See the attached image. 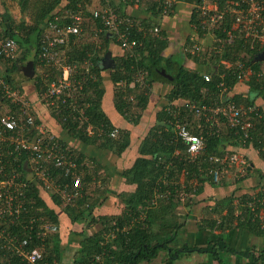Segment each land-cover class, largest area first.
<instances>
[{"label": "trees", "instance_id": "trees-1", "mask_svg": "<svg viewBox=\"0 0 264 264\" xmlns=\"http://www.w3.org/2000/svg\"><path fill=\"white\" fill-rule=\"evenodd\" d=\"M28 1L24 0L23 6ZM62 1L49 0L46 6L42 8L43 11L33 19V23H28L22 19L19 23L9 24L5 13H3L5 21L2 23L1 31L9 37L15 38L20 47L26 48V52L35 50L36 53L32 57L34 66L40 63L41 40H43L49 21L53 19L55 13L60 9H63L62 11L74 10L78 3L83 2V0H65V4L62 5ZM186 1L193 4L201 3V0ZM90 2L91 0H88V3ZM103 2L104 5H106L105 2L113 5L122 16L132 18L137 26L131 27L129 37L138 40L141 45L133 53L126 50L123 54L117 55L115 50H112L111 45L118 46L119 41L115 36H109L107 32H100L98 35L102 38L101 43H96V45L77 44V48L70 47L67 59L78 66L73 79L80 81L83 87L75 91V97H69L65 102L60 101L54 106L47 105L46 107L50 109V116L62 128V137L59 135V140L65 147L69 148L76 167L71 168L70 172L66 173L64 169L50 166V172L54 179L53 188L47 189L43 183L31 180L26 193L29 216L51 222L57 225L58 230L49 232L45 236H39V228L36 226L32 228L12 226L10 227L11 231L17 233L21 239L31 236L27 247L42 246L44 253L42 262L48 264H54L55 260L60 259V242L64 232L61 217L64 214H67L73 223H83L85 227L94 226L93 231L91 229V233L85 235L81 240L78 257L75 259L76 264H114L116 261L120 264H140L143 260L152 261L158 256L161 249L168 253L164 264H176V260L181 255L194 251L211 254L218 264H227L220 256L222 251L243 255L251 253L250 255L255 260L264 264V248L256 255L252 253L253 248L251 247L237 250L229 246L221 236L222 232L241 226L249 228L258 235L264 234V227H261L260 219L255 217L252 211L245 206L247 197L241 200L244 205L240 207L241 210L236 208L238 206L234 207L232 196L219 201V205L226 203L228 208L224 214L221 211H215L217 215H221V221L214 219L208 223L205 222L206 225L202 224L201 228L206 226L210 230L220 231L218 238L210 240L206 246L189 243H184L177 248L171 246L184 224V221L179 219L178 209H181L183 205H189L190 200L188 195L184 201L177 197L176 192L178 190L174 186L177 172L187 170V179L191 178L197 181L194 192L197 194L203 192L205 182L215 183L212 171L223 166L216 162L211 163L208 160L209 154L222 155L224 151L228 154L238 151L237 145L243 138L244 132L240 131V134H236L233 129L226 127L227 131L223 128L219 134L206 135L205 152L196 159L190 160L185 143L177 138L174 126L170 123L171 120L178 118L189 123L193 132H201L193 120L195 118L194 113L192 114L185 108H181L180 111L176 110L173 103L184 100L200 105L218 106L222 101L218 95L222 73H225L223 78L228 86L234 88L242 82L248 85L247 95L234 94L238 103L252 106L256 105L258 98L264 99V60L257 59L258 55L264 53V43L252 42L250 38L247 40L237 39L235 44L231 48L225 49L222 54L215 53L212 49L203 53L210 56L211 64H213L212 67L210 66V71H207L211 72L212 80L206 81L202 76L204 69H192L180 61V58L183 59L187 56L193 57L199 62L202 57L201 50L192 53L182 49L181 53L178 52L176 55H168L167 53L171 46V39L166 30L162 28V21L174 12L176 6L172 11L164 14L159 2H150L147 5L146 13L136 16L125 11L126 6L133 5V0ZM218 3L221 7H225L224 0H219ZM243 6L248 8L245 4ZM89 15L95 21V26L101 28V21L92 17L91 14ZM232 19L233 15L229 13L227 21L214 29L217 37L226 36L222 30L224 27H231ZM196 22H198L197 8L193 7L192 27ZM138 25L142 26V30H138ZM157 25L160 26V32L151 36L149 34L152 33L151 28ZM197 32L199 36H205L203 31ZM76 38L77 36L72 35L68 43L73 46V41ZM184 41L188 47L197 43L196 40L192 43L188 39V34ZM107 51H111L114 58V63L110 68L104 67L102 63ZM176 56L179 58L176 59ZM239 56L245 60L246 69L251 70L248 78L241 82L237 81L235 75L238 69L234 67L223 68L220 64L222 59L235 60ZM203 58L202 62L206 65L207 58L206 56ZM10 66L13 71H18L21 67L16 62ZM217 67L218 69H216ZM163 69L172 76L171 79L160 73V70ZM48 74V76L35 75L28 79L33 82L37 97L43 95L47 84L57 76H53L52 72H48ZM139 74L143 75L142 81L137 80ZM8 77L12 80L10 74ZM108 80L114 87L113 107L131 125H138L144 116V112L149 106L155 82L160 81L170 87L169 92L165 95L168 106L165 103L162 105L156 114L155 124L150 127L141 140L138 137V155L127 167L120 168L116 164H112L111 167L107 156L104 155L107 151H111L115 156L122 158L123 153L134 145H132L134 137L132 129L117 127L103 106L106 94L105 82ZM27 91L25 88L23 89L24 95L31 98ZM41 105H38L35 111L38 123L41 122L42 118H46V116H40L37 111L38 108L43 107ZM169 106H171L170 111ZM81 109L84 110V113L81 112ZM177 112H179V116L174 118ZM252 115L250 117L254 120L255 128L249 131L250 138H247L245 147L252 144L259 151L260 156L264 157V112L256 105V111ZM199 122L203 123L207 129L209 128L210 123L206 122L205 116L201 117ZM113 131H117L116 136L112 135ZM202 134L205 133L202 132ZM69 138L80 142L75 145L78 151L71 149L70 142L67 140ZM228 144L231 146L228 147ZM78 145L87 146L89 150L93 149L94 151L99 149L97 151L99 155L96 152L85 153L77 147ZM179 150L180 153L177 152ZM77 177H80L81 181L79 187L74 186ZM114 178L115 181L124 180L126 184L134 185V187L128 191L112 190L108 184ZM188 186L190 185L184 186L187 193L191 192ZM67 190L72 192H70L72 194L70 201H67L62 194ZM157 190L161 197L157 205L150 209V206L154 204V193ZM167 190H170L169 194ZM260 192L264 193V184L261 185ZM45 194L51 198V204ZM111 196L118 198L116 207L119 211L102 213L103 205ZM0 264L27 263L18 254L9 249L0 248Z\"/></svg>", "mask_w": 264, "mask_h": 264}, {"label": "built area", "instance_id": "built-area-1", "mask_svg": "<svg viewBox=\"0 0 264 264\" xmlns=\"http://www.w3.org/2000/svg\"><path fill=\"white\" fill-rule=\"evenodd\" d=\"M147 1L159 2L163 13L167 14L181 0H133V5L140 6ZM218 1L201 0V3L194 4V7L197 8L198 22L193 25V37L196 39L200 37L197 32L199 30L203 31L204 35L211 33L216 36L214 29L227 21L230 13L233 15L231 27L223 28L222 31L226 33V36L223 38L216 36L210 50L222 54L225 49L231 48L237 39L247 40L250 38L252 42L264 43L262 41L264 38V0H224L225 7H221ZM208 2L210 3L208 4ZM243 4L248 8H244ZM87 10L92 17L98 18L102 23L101 28L96 26L98 33L107 32L109 36H115L123 50L133 53L141 45L138 40L129 37L131 27L137 26L132 18L122 16L117 8L107 3L104 6H91L80 2L74 10L57 11L53 19L49 21L48 32L41 40L40 47V57L45 65L50 63L54 66L59 65L53 59V56L55 57L57 54L56 47L62 42H68L72 35L81 34ZM3 22V9L0 7V248L9 249L18 254L27 264H45L42 262L44 259L42 246L28 248L31 236L21 239L17 233L11 231L10 227L32 228L36 226L39 228V236H45L49 232L58 230L57 225L51 222L29 216L26 204L29 181H39L47 189H52L54 179L50 172V166L59 167L69 173L71 168L76 167V163L69 148L59 140V136L49 127L47 128L44 122L36 121L35 111L42 102L54 106L60 101L65 102L69 97H75V91L78 88L81 89L83 85L80 81L73 79V75L76 73L75 65L67 63L62 65L56 78L47 84L42 96H38L36 100L27 98L23 92V84L19 78L14 76L17 71H11L10 66L15 62L18 66L21 65L18 53L20 45L15 38L9 37L1 31ZM124 26L125 28H123ZM138 30H142V26L138 25ZM150 31L157 35L160 32V26L157 25ZM184 50L196 53L202 49L198 43H194L192 47L186 46ZM220 64L223 68L238 69L235 75L237 81L240 82L245 81L251 74V70L246 69L245 60L240 56L235 60L222 59ZM8 74L11 75L12 80L9 79ZM202 76L206 81L212 80L211 72H204ZM224 76L225 73H222L219 82L218 95L222 101L218 106L200 105L184 100L173 103L176 110L188 109L196 117L205 116L206 122L210 123L207 129L203 123L195 122L201 131L196 133L191 130L189 123L177 118L179 112L174 115V118L177 119L170 121L174 126L177 138L185 143L190 160L196 159L205 152L206 135L219 134L223 128L230 127L236 134H240V131L244 132L240 143L245 145L247 138H250L249 131L255 128L254 120L250 115L253 116L252 114L255 113L256 105L245 106L238 103L232 94L233 86L226 84ZM171 106L168 107L169 111ZM81 112L84 113V110L81 109ZM112 135L116 136L117 131H113ZM177 152L180 153V150ZM240 157L238 151L229 154L225 152L222 155L209 154L208 160L211 163L216 162L223 165L212 171L214 182L221 184L223 176L230 173L232 168L245 167L246 160ZM28 173L32 174L29 180ZM80 185V177H77L74 186L79 187ZM70 192L67 190L62 193L67 201H70L72 196V192ZM245 206L252 211L255 217L260 219V225L264 227V193L259 191V193L249 196Z\"/></svg>", "mask_w": 264, "mask_h": 264}, {"label": "crops", "instance_id": "crops-1", "mask_svg": "<svg viewBox=\"0 0 264 264\" xmlns=\"http://www.w3.org/2000/svg\"><path fill=\"white\" fill-rule=\"evenodd\" d=\"M63 2V1H62ZM65 2V0H64ZM150 2H146L140 6H126L125 11L128 13L138 15H144L147 11V5ZM146 7L144 8L143 7ZM194 4L186 1L181 0L177 3L174 12L171 15L166 16L162 21V28L166 30L168 36L171 39V46L168 48L167 53L168 55H176L178 52L181 53V50L186 47L184 39L188 34V39H190L193 43L194 40L201 46V52H207L210 50V45L213 44V34L209 33L205 36H200L197 39L194 36V29L191 24V14L193 10ZM194 38V39H192ZM117 50L119 52L115 53L117 55H121L124 53L125 50L117 46ZM112 50L114 51V45H111ZM113 55V54H112ZM183 57V56H182ZM191 58V59H190ZM180 61L183 62L189 68L192 69H207V64H203L204 62L199 61L197 62L193 57H184L183 59L180 58ZM203 70V71H204ZM207 72V71H204ZM263 72H264V61H263ZM18 78L20 80L19 74ZM23 83V86L26 90H30L31 93H35L32 95L31 98L36 100L37 93L35 91V86L30 88L28 81L20 80ZM24 81V82H23ZM106 86V94H105V101L104 107L107 110V113L112 117L115 124L118 123L119 126L124 128L126 125L125 119L116 111L113 107V92L114 87L113 84L111 85L110 81L105 82ZM30 88V89H29ZM170 90L169 85L164 84L162 82H155L153 84L152 91L162 93H168ZM249 87L246 83L242 82L236 85L233 90L232 94H242L247 95ZM166 103H168L167 99L165 98ZM170 104V103H169ZM256 105L259 106L264 112V99L258 98L256 101ZM42 106V105H41ZM168 106V104H167ZM43 109V107H40ZM46 114V113H44ZM48 117L44 119V123L48 125V127L53 131H62L60 125L53 121V118L50 114H47ZM125 122V123H124ZM153 125V124H152ZM151 125V126H152ZM117 126V125H116ZM138 126V125H136ZM126 128V127H125ZM129 128V127H127ZM130 129V128H129ZM133 132V130H131ZM139 131V130H138ZM141 132V131H139ZM134 133V132H133ZM136 133V132H135ZM70 142V138L67 139ZM71 143V142H70ZM134 142L132 143V145ZM135 147V151L133 150V154H129L130 151H125L123 153L122 158L129 159L131 162L136 158L138 155V142ZM70 145V144H69ZM228 147L231 145L228 144ZM83 152L93 153V149H88L87 146L78 145ZM238 152L244 156L243 158L249 159V163L251 165L247 171H242L239 167L231 169L230 173L232 174L234 170V174L231 177L223 176L221 184L213 183V182H205L204 191L200 192L199 194L194 192V189L189 192L185 193L188 195L189 205H183L181 207V212L184 215V224L182 228L179 230V233L176 236V239L171 243L173 248L180 247L184 243H189L191 245H198V246H206L210 240H214L219 236V230H210L209 227H202V224L206 225L208 221L217 219L218 221L222 220L221 215H217L215 211H221L224 214L227 211V204L222 203L219 205V201L232 196L233 205L236 208L241 210V206H244L241 203V200L248 198L249 196L255 195L259 193L261 185L264 184V157H261L259 151L250 144L249 146L245 147L242 143L237 145ZM225 153V151H224ZM97 155H99L97 153ZM111 160V156L109 157ZM119 158V157H117ZM120 159V158H119ZM115 162V161H114ZM119 164L121 161L118 162ZM243 172V173H241ZM228 173L227 175H229ZM263 176H260V175ZM233 177V178H232ZM121 182V181H120ZM123 186L126 187V183L123 182ZM121 189L125 191L126 188ZM243 198V199H242ZM184 201V199H182ZM118 198L115 196H111L108 201L103 205L101 212L107 213L108 211L118 212L119 210L116 207V203ZM224 204V205H223ZM182 213H179L182 216ZM62 223L64 227L63 236L60 242V259L55 260L54 264H76L75 259L78 257V250L80 248L81 240L84 238L85 235L91 233V229L93 231V225L89 227H85L83 223H76L71 222L70 218L67 214H64L62 217ZM207 222V223H205ZM213 223V222H212ZM206 227V228H205ZM82 233V234H81ZM84 234V235H83ZM227 244L231 247H234L237 250H244L249 247L253 248V254H259V252L264 248V234L258 235L257 233L251 231L247 227H235L233 229H228L222 232L221 235ZM162 251V261L159 264H164L165 260L168 257V253L166 250ZM160 253V252H159ZM249 253L248 255L238 254V253H231L229 251H222L220 252V256L222 260L227 264H261L260 261L255 260ZM159 255V254H158ZM188 256V257H185ZM183 259V261H182ZM144 262V263H143ZM45 264H48L47 262ZM114 264H120L117 261ZM140 264H152L151 261L143 260ZM176 264H218V262L212 258L211 254L209 253H201L198 251L186 253L183 256L176 260Z\"/></svg>", "mask_w": 264, "mask_h": 264}, {"label": "rangeland", "instance_id": "rangeland-1", "mask_svg": "<svg viewBox=\"0 0 264 264\" xmlns=\"http://www.w3.org/2000/svg\"><path fill=\"white\" fill-rule=\"evenodd\" d=\"M48 1L49 0H29L27 2V4L25 6H23L24 0H0V7H1V9H3V13H5V16L7 18L6 19L7 23L9 22V24L19 23L22 19L25 20L28 23H33V21H34L33 19H35L37 17V15L40 14L43 11L42 8L44 6H46V3ZM103 1H106V0H91L90 3H88V0H83V2H81V3L90 4L91 6H100V5L104 6V2ZM65 2L63 0L62 5L65 4ZM106 3L107 2H105V4ZM209 3L210 2H208V4ZM60 10L62 11L63 9H60ZM54 12H56V11H54ZM88 14H90V13L87 10V12H86L87 16L85 17L86 18V20H85L86 22L83 25V30H82L81 34L78 35L77 38L73 41V46L70 43H68V42H62L60 44L58 50H57V54L55 55V57L53 56L54 61L58 62L59 65L58 66H54V65H52V63H50L49 65H44L42 60L39 58L40 59V63H38L35 66V75H46V76H48L49 75L48 72H52L53 76H56L59 73V70L62 67V65H65L67 63H71L67 59V53H69L70 47L77 48V46H78L77 44H81V45L82 44H85V45H87V44L94 45L95 44L96 45V43H101L102 38H101L100 35H98V31H97V28L95 26V21H93V19L90 17V15L88 16ZM47 32L48 31L46 30V33ZM149 34L151 36H153L152 33H149ZM214 35H213V37L216 39V36H214ZM262 41H264V38H263ZM210 47H211V45H210ZM117 48L118 47L114 45L115 53L120 51V50H117ZM35 53H36L35 50H31V52H26V48L24 46L20 47L19 57L21 56L22 58L20 57L19 61L21 62V64H23V63L25 64L28 60L33 59L32 57H33V55ZM203 53L204 52H202V54H201L202 57L199 60L203 61L204 60L203 56H206L207 59L206 58L205 59H206V62H207V69L204 70V71H210V66H211L212 59L210 58V56L208 54H203ZM242 55H244V54H242ZM175 58L178 59L179 57L176 56ZM26 59H27V61H26ZM72 64L75 65L76 71H77L78 66L76 65V63H72ZM11 71H13V70H11ZM14 74H15L14 76L18 78V74H19L18 71H17V73H14ZM19 77H20V80H23V78L20 75H19ZM137 80L142 81L143 80V75L142 76L138 75L137 76ZM24 81H28L29 82V84H27V85H30V88L34 87V84H33L32 81H29L28 79L27 80L24 79ZM20 82L22 83V81H20ZM27 92L30 93L29 94L30 96L35 95V93L34 94L31 93L30 90H28ZM165 95L166 94L163 93V91H162V93L156 92V91L152 92L151 98H150V102H149V106H148L146 112H144V116L142 117V119H141L140 123L138 124V126L131 125V123L129 124L128 121L125 119V121H126V124H125L126 126L125 127L126 128L127 127L131 128L133 130V132H134V137L132 139V142H134V145L131 146L130 149L128 150V151H130L129 154L133 153L132 152L133 149L135 151V147H137L136 146L137 144H135V143L136 142L139 143L138 137H140L139 140H141V138H143L146 135V133L150 129L151 125L155 124V122H156L155 117H156L157 112L160 110L162 105L164 103H166V100H164L165 99ZM43 103H45V102H42L43 109L42 108H38L37 111H38L40 116L48 117L47 114L50 113V111H49L50 109L48 107H46L47 106L46 104H43ZM44 113H46V114H44ZM193 120H194V122H197V121L199 122L200 121V117H196L195 116V118ZM53 121L57 124V126H59L58 122L55 119H53ZM41 122H44V118L41 119ZM116 125H117V127L121 128V126H119L118 123H116ZM46 127L48 128V125ZM224 129H225V131H227L226 128H224ZM138 130L141 131V132H139ZM54 132H56L57 136L60 135L62 137V131H59V132L58 131H54ZM70 142L72 143V144L70 143L71 149H74V150L78 151V149L75 147V145L79 141L78 140H70ZM97 151H99V149H97ZM238 154L242 158L244 157V156H242L241 153L238 152ZM104 155L107 156V160H109V164L111 165V167L116 164L117 167L121 168V167H127V165L131 164V160L129 162V159L127 158V156L125 158H120L119 159L111 151H107V153H105ZM125 155H127V152H126ZM109 156H111V160H110ZM119 161H121L120 164L118 163ZM244 165H245V167L244 166H239V168L242 169L243 172L247 171L246 167L249 168V166H251L250 163H249V159H246V164H244ZM243 172H241V173H243ZM177 173H178L176 175V177H177L176 178V183L177 184L175 183L174 186H176L177 190H178L176 192L177 193V197L179 199H181V201H182V199H185L187 197L185 195V193L187 192L185 190V187L189 184L190 185V186H188L189 190L192 191L193 189L196 188L197 181L195 179H191V178L187 179L188 171L185 170V169L181 170L180 172H177ZM233 174H234V170H233L232 174L230 173L229 175H226V177H231ZM123 182H124V180L115 181V178H114V180H112V179L110 180V183L108 185H110L112 190H116V191L120 192V191H122L121 189H123L125 187V186H123ZM178 184H179V186H177ZM133 187H134V185L126 184L125 188H126V191H128V190H131ZM51 192H52V190H51ZM167 192L169 194L170 190H167ZM160 197H161L160 192L157 190L154 193V198H153L155 200L154 204L150 206V209H152L153 207H155V205H157ZM46 198H47L48 202L51 204L52 200L49 197V195L48 196L46 195ZM64 205H66V203H64ZM180 205H182V204H180ZM148 210H149V207H148ZM181 211H182L181 209H178V213H182ZM109 212H112V211H109ZM108 214H110V213H108ZM179 219H180V221H182V219H184L183 213H182V216H180ZM162 255H163L162 251H160L159 255L157 257H155L151 261L152 264H159V262L162 261V258H163ZM181 256H183V255H181ZM185 257H188V256H185ZM182 261H183V259H182Z\"/></svg>", "mask_w": 264, "mask_h": 264}, {"label": "water", "instance_id": "water-1", "mask_svg": "<svg viewBox=\"0 0 264 264\" xmlns=\"http://www.w3.org/2000/svg\"><path fill=\"white\" fill-rule=\"evenodd\" d=\"M257 59H260V60H264V53L263 54H260L257 56ZM104 67L106 68H110L112 67L113 63H114V58H113V55H112V52L111 51H107L104 58H103V61H102ZM18 73L19 75L23 78V79H31L35 76V66H34V61L31 59V60H28L25 64H23L19 69H18ZM160 73L162 75H164L166 78H172V76H170L168 73H166L165 69L163 70H160ZM251 166H249L250 168ZM32 177V174L31 173H28L27 174V178L30 179Z\"/></svg>", "mask_w": 264, "mask_h": 264}, {"label": "flooded vegetation", "instance_id": "flooded-vegetation-1", "mask_svg": "<svg viewBox=\"0 0 264 264\" xmlns=\"http://www.w3.org/2000/svg\"><path fill=\"white\" fill-rule=\"evenodd\" d=\"M24 64V63H23ZM21 66H22V64H21Z\"/></svg>", "mask_w": 264, "mask_h": 264}]
</instances>
